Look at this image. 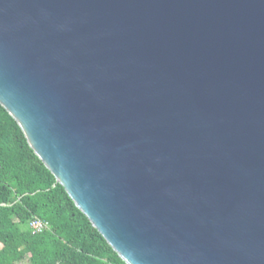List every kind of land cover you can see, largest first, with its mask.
<instances>
[{"label": "water", "instance_id": "95a60500", "mask_svg": "<svg viewBox=\"0 0 264 264\" xmlns=\"http://www.w3.org/2000/svg\"><path fill=\"white\" fill-rule=\"evenodd\" d=\"M0 106L125 264H264V0H0Z\"/></svg>", "mask_w": 264, "mask_h": 264}, {"label": "trees", "instance_id": "16d2710c", "mask_svg": "<svg viewBox=\"0 0 264 264\" xmlns=\"http://www.w3.org/2000/svg\"><path fill=\"white\" fill-rule=\"evenodd\" d=\"M37 217L48 229L32 234ZM0 264H125L29 148L0 106Z\"/></svg>", "mask_w": 264, "mask_h": 264}, {"label": "built area", "instance_id": "2783aa9c", "mask_svg": "<svg viewBox=\"0 0 264 264\" xmlns=\"http://www.w3.org/2000/svg\"><path fill=\"white\" fill-rule=\"evenodd\" d=\"M28 229L32 234H40L48 229V223L37 217H32L28 224Z\"/></svg>", "mask_w": 264, "mask_h": 264}]
</instances>
